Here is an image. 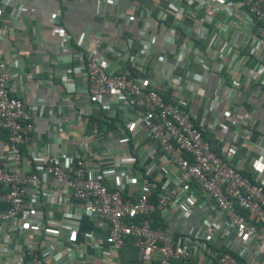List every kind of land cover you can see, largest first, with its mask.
I'll return each instance as SVG.
<instances>
[{"label":"built area","instance_id":"obj_1","mask_svg":"<svg viewBox=\"0 0 264 264\" xmlns=\"http://www.w3.org/2000/svg\"><path fill=\"white\" fill-rule=\"evenodd\" d=\"M103 1L117 4L116 0ZM222 1L163 0L155 13L142 7L140 53L121 69H109L105 55L119 58L121 48L110 44L84 48L83 34L76 50L63 53L61 59L72 63L59 74L64 93L73 96L80 92L90 102H101L102 96H108L127 113L124 120H118L119 124L115 121L113 128L105 124L98 129L96 121L90 125L91 112L76 108L84 130L76 128L72 135L64 136L60 116L50 113L44 133L36 131L31 118L41 112L44 101L34 93L28 101L17 95L12 84L15 80H11L7 69V55L0 53V134L4 137L0 152V259L8 248L13 252L0 264H51L53 248L75 251L83 217L94 219L109 246L118 247L130 240L140 250L142 264H187L191 258H198L197 264H238L240 256H248L247 244L264 251L262 179L243 176L228 157L222 158L212 150L211 142L203 136V122L191 119L185 98L176 93L166 96L165 89L132 73L140 59L151 54L156 18L165 20L169 12L192 17L195 9L208 2L216 10V4ZM23 3L24 0H0V16L9 6L16 17L12 22L0 18V41L12 37L16 30L26 29L19 17ZM237 7L251 28L248 50L246 54L238 51L246 42H227L221 55L234 70L243 68L248 56L259 58L255 70L262 76L264 87V61L260 58L264 46V0H231L226 13L233 14ZM206 18L200 16L193 24L199 26ZM45 24L61 43L69 42L58 8L48 11ZM173 25L167 28L169 44L176 37ZM121 33L118 28L117 35ZM88 36L94 43L100 38L96 33ZM213 42L203 49L208 56L218 55L215 45L214 51H209ZM192 50L203 63L202 49L194 46ZM14 62L13 75L19 82L24 66L17 58ZM165 62L159 60L156 64L160 73L168 75ZM75 73L82 74L85 87L77 89ZM49 78L36 79L34 88L49 83ZM169 87L174 92L176 82L170 81ZM115 117L112 114L107 121ZM113 130L117 149L106 144L114 139ZM139 168L144 172L136 175ZM156 171L159 175H155ZM206 200L220 216L222 237L227 231L240 236V251L214 249L221 246L214 240L215 220L202 219L188 230L164 225L162 220L169 211L174 212V219H186L194 207H205ZM153 214L162 223L150 226ZM47 239L50 245L43 247ZM94 247L100 249L101 242H95ZM61 252L56 253L55 264H65L60 260ZM83 255L77 252L75 256L82 259ZM202 258L206 261L202 262Z\"/></svg>","mask_w":264,"mask_h":264},{"label":"crops","instance_id":"obj_2","mask_svg":"<svg viewBox=\"0 0 264 264\" xmlns=\"http://www.w3.org/2000/svg\"><path fill=\"white\" fill-rule=\"evenodd\" d=\"M230 1L217 3L216 10L213 9V3L208 2L204 7L195 9L192 17L174 16L172 12L167 14L165 20L155 17L151 54L140 59L137 67L133 69V75L148 78L165 89L166 96L176 93L185 98L191 119L196 123L203 122V136L211 142L212 150L222 158L228 157L230 163L234 164L243 176L253 180L261 178L264 184V87L262 76L255 70L259 58L248 56L244 67L234 70L221 55L222 46L227 42H246L243 49L238 51L246 54L248 50L251 28L242 18L241 8L237 7L233 14L226 13V6ZM116 2L117 4L103 0H24L23 11L19 17L23 18L26 29L16 30L12 37L1 40L0 53L7 55V69L11 80H15L12 84L17 88V95L23 101H28L34 93L44 101L41 112L34 113L31 118L36 131L44 133L50 113H58L64 123L63 135L69 136L76 128L84 125L83 119L81 120L75 112L76 108L87 109L94 118L106 120L113 114L117 124L127 117V113L110 101L108 96H102L101 102H90L80 92L67 96L59 78V74L72 66V63L64 61L61 56L64 52L79 47L77 42L82 34L85 39L84 48L93 45L102 47L105 44L121 48L119 58L105 53L108 68L112 70L129 66L136 54L140 53L141 8L148 7L155 13L158 5L163 4V0ZM56 8L60 10L62 23L70 36L67 43H61L54 31L45 24L48 11ZM9 10L3 9L0 18L9 22L15 21L16 17ZM203 15L207 16L205 23L195 26L193 20L195 22ZM127 16H131V19L128 20ZM224 17L228 19L222 23ZM170 23H174L176 32L173 44L166 43ZM118 28L122 29L121 35H117ZM86 30H89L90 34H99L98 42L94 43L89 39ZM210 41H214L211 46L215 45L217 56H208L203 51ZM194 46L202 49L203 63L192 52ZM214 49L212 46L209 51ZM16 58L24 66V75L19 82L13 75L16 71ZM260 58L264 61V46ZM159 60L166 61L168 75L159 72L156 64ZM219 65L221 68H218ZM48 75L49 83L34 88L36 79L47 78ZM74 79L77 89L86 86L82 74L75 73ZM172 80L177 84L174 92L169 87ZM225 88L229 90H224ZM113 132L114 139L106 144L109 148L117 149L119 145L115 141L116 130ZM71 137V140L74 139ZM3 149L4 137L0 134V152ZM155 158L157 161V154ZM143 172L144 169L139 168L135 174ZM155 175H159L157 171ZM205 203V207L201 209L194 207L193 214L186 219H174V212L169 211L162 221L170 228L188 230L197 226L202 219L209 222L215 220V242L221 245V249L235 253L240 251V236L233 231H227L222 237L220 216L208 200ZM97 241L101 242L102 249L94 247ZM209 244L212 245V242ZM42 245H50V241L47 239ZM211 248L213 249V246ZM73 249L75 251L53 248L50 263L57 262L56 253L61 250L60 260L62 258L65 264H142L140 250L134 244L125 242L118 247L107 245L103 241V232L94 225L92 217H83ZM105 251L109 253L106 254ZM245 251L248 252L247 258L240 256L242 260L238 264H264V251L259 250L256 245L247 244ZM77 252L84 253L82 259H77ZM12 253L8 248L1 259L9 258ZM197 259L191 258L187 264H197ZM205 259L200 260L205 262Z\"/></svg>","mask_w":264,"mask_h":264},{"label":"trees","instance_id":"obj_3","mask_svg":"<svg viewBox=\"0 0 264 264\" xmlns=\"http://www.w3.org/2000/svg\"><path fill=\"white\" fill-rule=\"evenodd\" d=\"M6 8L9 9V6H7ZM132 73H134V71H132ZM88 120L91 121L90 125H92V122H93V121H96L98 129L101 128L102 126H104L105 124H106V125L108 124V127H109V128H113V127L116 126V125H115V120H113L112 118H109L110 121H107V120L102 119V118H94L93 116H90ZM2 136H3V135H2ZM150 220H151V221H150V226H155V225L158 224V223H162V221H160V218H159L156 214L151 215ZM126 242H128V243H130V244L132 243V242H130V240H127ZM216 250L222 251L223 249H221V248H217ZM223 251H224V250H223ZM241 260H242V259L239 258V259H238V262L240 263Z\"/></svg>","mask_w":264,"mask_h":264}]
</instances>
